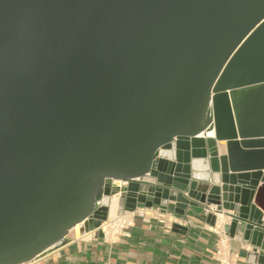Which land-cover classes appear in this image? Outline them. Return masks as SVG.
Instances as JSON below:
<instances>
[{
    "label": "water",
    "instance_id": "95a60500",
    "mask_svg": "<svg viewBox=\"0 0 264 264\" xmlns=\"http://www.w3.org/2000/svg\"><path fill=\"white\" fill-rule=\"evenodd\" d=\"M119 194L215 206L264 264V0H0V264Z\"/></svg>",
    "mask_w": 264,
    "mask_h": 264
},
{
    "label": "crops",
    "instance_id": "0c3cea01",
    "mask_svg": "<svg viewBox=\"0 0 264 264\" xmlns=\"http://www.w3.org/2000/svg\"><path fill=\"white\" fill-rule=\"evenodd\" d=\"M142 208L146 207L140 205L137 209ZM146 213L147 216L137 217L135 226L115 245L102 238L89 241L71 236L61 247L50 249L33 264H218L213 259L217 237L199 227L202 219L189 213L188 219L193 224L188 225L155 217L150 210ZM174 223L186 230H174ZM231 244L237 252L238 264H249L247 254L253 247L239 237L233 238Z\"/></svg>",
    "mask_w": 264,
    "mask_h": 264
},
{
    "label": "built area",
    "instance_id": "2783aa9c",
    "mask_svg": "<svg viewBox=\"0 0 264 264\" xmlns=\"http://www.w3.org/2000/svg\"><path fill=\"white\" fill-rule=\"evenodd\" d=\"M121 194L117 196H112L111 201L114 197H120ZM147 210L154 212L155 217H163L170 218L171 221L176 222H184L185 224L192 225L193 222L190 219L179 218L174 213L163 212L160 208H142L136 209L135 211H126L120 205H118L116 211L108 214L106 221H96L94 219H89L84 223L83 227L80 230L79 236H76L72 230L69 232L68 238L71 236L74 239L81 240L87 239L89 241L102 238L109 245L117 244L120 239L125 235L126 231L130 228L134 227L136 224L137 217L147 216ZM217 207L211 206L209 210V214L216 217L214 225H211L205 220H199V227L214 234L217 237L218 244L213 252V259L218 262V264H238V256L235 249L232 247L233 238L225 231V226L230 223V219L226 218L223 214H219L217 212ZM98 233L102 234V237H98ZM67 238V239H68ZM38 259H34L27 264H33ZM111 264V263H105Z\"/></svg>",
    "mask_w": 264,
    "mask_h": 264
},
{
    "label": "bare ground",
    "instance_id": "6f19581e",
    "mask_svg": "<svg viewBox=\"0 0 264 264\" xmlns=\"http://www.w3.org/2000/svg\"><path fill=\"white\" fill-rule=\"evenodd\" d=\"M206 125H207V127H208V129H209L208 132H209L210 134H213V131H212V119H207ZM210 129H211V131H210ZM223 151H225L224 148H223ZM121 183H122L121 181H116V182H115V186H116V187H119V186L121 185ZM118 205H119L118 197H114V198L112 199V201H111V212H112V214L116 211ZM84 223H85V222L80 223V224L76 225V226L72 229V232L75 233L76 236H79V234H80V230H81V228L83 227ZM58 247H59V246H58ZM60 247H61V246H60ZM49 251H50V250H49ZM47 252H48V251H45V252L41 253V254L37 257V259L40 260V259H41V258L47 253ZM47 254H48V253H47ZM45 256H46V255H45Z\"/></svg>",
    "mask_w": 264,
    "mask_h": 264
}]
</instances>
